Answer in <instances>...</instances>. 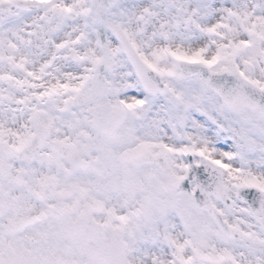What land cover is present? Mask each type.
<instances>
[{
	"label": "snow or ice",
	"instance_id": "1",
	"mask_svg": "<svg viewBox=\"0 0 264 264\" xmlns=\"http://www.w3.org/2000/svg\"><path fill=\"white\" fill-rule=\"evenodd\" d=\"M0 264H264V0H0Z\"/></svg>",
	"mask_w": 264,
	"mask_h": 264
}]
</instances>
